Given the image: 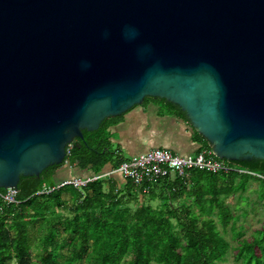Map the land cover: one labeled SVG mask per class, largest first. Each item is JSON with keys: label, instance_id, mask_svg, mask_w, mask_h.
Here are the masks:
<instances>
[{"label": "water", "instance_id": "water-1", "mask_svg": "<svg viewBox=\"0 0 264 264\" xmlns=\"http://www.w3.org/2000/svg\"><path fill=\"white\" fill-rule=\"evenodd\" d=\"M147 98L264 167V0H0V189Z\"/></svg>", "mask_w": 264, "mask_h": 264}, {"label": "trees", "instance_id": "trees-1", "mask_svg": "<svg viewBox=\"0 0 264 264\" xmlns=\"http://www.w3.org/2000/svg\"><path fill=\"white\" fill-rule=\"evenodd\" d=\"M146 100L186 119L164 100ZM122 116L105 120L95 132L83 131V139L66 149L71 167L99 178L81 189L44 192L58 184L54 175L62 164L38 177H21L16 203L0 198V264H221L229 255L235 264H264V219L249 237L239 224L257 208L264 213V179L258 177L264 178V167L223 161L236 171L194 169L184 180L162 179L142 193L130 181L100 174L123 160L110 149L107 131ZM194 135L202 143L199 152L210 150ZM229 200H235L233 207Z\"/></svg>", "mask_w": 264, "mask_h": 264}, {"label": "crops", "instance_id": "crops-1", "mask_svg": "<svg viewBox=\"0 0 264 264\" xmlns=\"http://www.w3.org/2000/svg\"><path fill=\"white\" fill-rule=\"evenodd\" d=\"M107 131L110 149L113 146L120 156L122 151L135 156L159 148L187 157L198 154L202 146L187 120L176 116L156 100L143 101L141 105L125 113L121 120L110 126ZM111 171L112 166L107 164L100 174L115 177L120 183L124 182L118 174L108 175ZM91 176V170H78L65 163L56 170L54 180L60 183L71 178Z\"/></svg>", "mask_w": 264, "mask_h": 264}, {"label": "built area", "instance_id": "built-area-1", "mask_svg": "<svg viewBox=\"0 0 264 264\" xmlns=\"http://www.w3.org/2000/svg\"><path fill=\"white\" fill-rule=\"evenodd\" d=\"M194 169L205 170L213 174L236 171L223 161L216 159L211 151L207 149L202 150L195 156L181 157L168 150L156 148L123 159L108 175L118 174L124 180L130 181L135 187H141L142 193H147L149 184L162 179L179 178L184 180L189 172ZM258 177L264 179L261 176ZM97 178L99 177L71 178L61 181L54 187H44L43 191L49 192L66 186L81 189ZM5 191L6 193H0L2 203H16L14 199L16 190L14 192H10L9 189Z\"/></svg>", "mask_w": 264, "mask_h": 264}, {"label": "rangeland", "instance_id": "rangeland-1", "mask_svg": "<svg viewBox=\"0 0 264 264\" xmlns=\"http://www.w3.org/2000/svg\"><path fill=\"white\" fill-rule=\"evenodd\" d=\"M111 150L113 151L115 150V148L111 146ZM122 156L123 159H128L131 157V155L127 151H122ZM255 187H256L255 183L250 184V190H253ZM245 195H247V193ZM250 199L251 200L255 199L254 194H250ZM232 201L231 200L228 201L231 207H233V203L235 202V200ZM153 204H156V202L155 203L153 202ZM263 219H264V213L260 208H257L254 212H250L243 222L240 221L239 224L243 223V226L246 229L245 237H249L250 234L253 232V230L258 229L261 226ZM224 238L231 244L232 247L235 246V243L230 240L229 233L224 235ZM221 264H235V263L232 260V256L229 255L227 257V260Z\"/></svg>", "mask_w": 264, "mask_h": 264}]
</instances>
